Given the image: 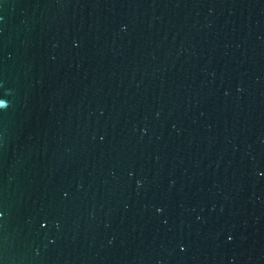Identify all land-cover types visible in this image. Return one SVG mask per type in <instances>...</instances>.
<instances>
[{
	"label": "water",
	"instance_id": "water-1",
	"mask_svg": "<svg viewBox=\"0 0 264 264\" xmlns=\"http://www.w3.org/2000/svg\"><path fill=\"white\" fill-rule=\"evenodd\" d=\"M0 264H264V0H0Z\"/></svg>",
	"mask_w": 264,
	"mask_h": 264
}]
</instances>
